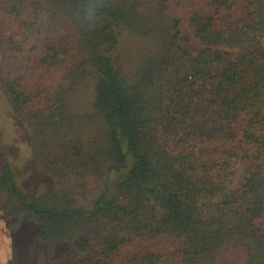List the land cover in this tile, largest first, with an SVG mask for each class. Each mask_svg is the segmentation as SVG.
<instances>
[{"label": "trees", "instance_id": "1", "mask_svg": "<svg viewBox=\"0 0 264 264\" xmlns=\"http://www.w3.org/2000/svg\"><path fill=\"white\" fill-rule=\"evenodd\" d=\"M73 3L0 0L1 87L51 182L0 171L9 229L63 264H264V0H108L92 30ZM121 30L153 47L133 81Z\"/></svg>", "mask_w": 264, "mask_h": 264}, {"label": "rangeland", "instance_id": "2", "mask_svg": "<svg viewBox=\"0 0 264 264\" xmlns=\"http://www.w3.org/2000/svg\"><path fill=\"white\" fill-rule=\"evenodd\" d=\"M186 8L187 3L184 2L175 8V14L178 17H183ZM188 47L192 52H195L199 49V43L192 41ZM152 48L148 40L135 37L124 30L120 31L119 46L115 58L117 66L121 68L127 79L133 81L142 60L150 56ZM2 57L0 45V66ZM94 89L95 81L93 79L83 85L71 104L75 114L91 111L95 98ZM38 156L33 136L26 124L13 113L0 82V171L8 165L23 189L28 192L42 189L46 192L49 190L51 182L43 171ZM2 205L0 199V259H3L8 253L11 240L13 259L9 264H63L65 245H57L52 255L47 256L37 240L39 227L23 219L16 230H10Z\"/></svg>", "mask_w": 264, "mask_h": 264}, {"label": "clouds", "instance_id": "3", "mask_svg": "<svg viewBox=\"0 0 264 264\" xmlns=\"http://www.w3.org/2000/svg\"><path fill=\"white\" fill-rule=\"evenodd\" d=\"M108 0H74L71 10L74 23L84 30H92L97 26L102 10L107 6ZM11 240L9 241L8 253L0 264H9L13 259Z\"/></svg>", "mask_w": 264, "mask_h": 264}]
</instances>
